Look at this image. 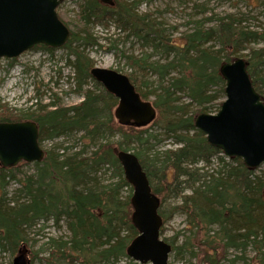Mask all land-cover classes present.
Here are the masks:
<instances>
[{"label": "trees", "instance_id": "16d2710c", "mask_svg": "<svg viewBox=\"0 0 264 264\" xmlns=\"http://www.w3.org/2000/svg\"><path fill=\"white\" fill-rule=\"evenodd\" d=\"M113 3L109 6L99 0H84L74 22L58 13L69 27V38L62 47L74 57V78L83 95L81 102L71 106L56 101L36 104L24 115L4 110L0 121H34L40 144L78 132L92 142L109 140L117 134L118 140L102 141L89 155L85 149L69 154L45 151L41 161L33 162L34 173L18 181L15 191L23 192V196L6 199L0 195V250L14 255L26 245L32 226L41 222L44 227L45 221L52 220L55 224L63 221L69 232L66 239L61 236L46 241L47 260L52 264L114 263L126 257L127 247L138 232L131 222L132 188L117 153L133 150L159 198L158 213L163 224L174 213L185 216L184 232L163 238L170 243L174 258L188 253L196 257L193 250L201 248L200 264H221L225 253L233 249L240 252L230 259V264H235L250 249L257 263L264 264V172L255 173L239 157L221 156V150L194 126L195 117L220 98L216 104L219 109L225 96L219 66L237 57L247 62L251 83L264 103V73L256 75L259 67L264 69V29L235 27L237 21L227 16V21L220 18V23L207 28L196 21L191 31L172 39L164 36L165 29L147 15L135 12L137 1ZM111 21L127 31L126 38L132 36L152 50L143 56L127 55L130 70L124 73L142 98L148 100V95H153L148 101L155 109V118L144 127L117 122V100L92 79L89 71L93 61L80 49L87 45L101 47L99 40H109L108 35H93L88 26H108ZM212 43L219 47L213 48ZM250 43H261V47L248 48L249 53L235 58ZM33 48L52 49L43 45ZM111 48H116L115 41ZM155 52L162 53L163 59H151ZM148 71L156 76L155 81L143 77ZM88 80L93 88L83 89ZM153 83L155 88L150 89ZM160 121L164 135L173 138L175 147L164 148L150 159L144 146L156 135L147 127ZM214 157L217 162L212 168ZM199 162L203 166L197 167ZM15 168L0 167V190L15 178ZM103 168L112 169V181L103 183L100 179ZM124 189L125 196L121 195ZM171 194L179 198V204L167 208ZM162 231L161 227L160 234Z\"/></svg>", "mask_w": 264, "mask_h": 264}, {"label": "rangeland", "instance_id": "374dc122", "mask_svg": "<svg viewBox=\"0 0 264 264\" xmlns=\"http://www.w3.org/2000/svg\"><path fill=\"white\" fill-rule=\"evenodd\" d=\"M127 2L137 1V12L141 15H147L148 19H152L153 23L162 26L164 36L170 38L180 37L182 33L191 31L196 25V21H202L204 27L214 26L220 23V18L231 16L237 21L235 27L239 26L247 30L260 31L264 29V0H125ZM84 0H64L58 7L57 13L64 15L70 21H76V17L80 12L81 5ZM227 21V18L224 19ZM70 28L73 25L70 24ZM90 32L96 36H111L109 40H99L101 47L85 46L84 53L93 61L92 65L103 68H111L128 73L129 67L126 62V56L133 54L143 56V53H151L152 50L144 47L140 42L132 36L126 38L127 31L118 28L113 21L108 26L101 24H90L88 26ZM116 42V48H111V42ZM213 48H218V44L212 43ZM245 49L240 50L236 55L249 53L248 48L258 49L261 43L245 44ZM245 56V55H244ZM164 55L159 52L152 54L151 59H163ZM14 59V58H13ZM12 59L0 58V114L4 110H9L17 115H24L27 112L33 111L36 104H49L52 101L63 106H71L81 102L83 95L78 89L76 79L74 78L73 61L74 57L69 54V51L64 48L51 49L50 51L43 48H32L24 51L12 65L9 62ZM257 76L261 77L264 69L258 68ZM142 77V74L140 72ZM146 79L155 81L156 76L153 72L148 71ZM156 83L151 85L150 89L155 88ZM92 87L91 80L85 82L83 89ZM146 89V88H144ZM149 91V90H148ZM153 99V95H148V100ZM183 101H188L185 96H182ZM224 100V98H223ZM222 100V101H223ZM220 98L215 101L210 108L204 113L215 114L218 111L216 104ZM194 108V107H193ZM148 132L156 135L155 140H151L148 145L144 146L147 156L152 159L156 153L168 147H175L173 138L164 135L163 122H157L154 125L147 127ZM83 133L78 132L71 136L55 137L51 140H44L41 147L45 151L69 154L72 151L85 149V154H90L94 151L102 141H116L118 134L110 137L109 140L89 141L82 137ZM68 147L67 149H64ZM133 152L134 151H130ZM221 156L225 157L223 154ZM218 157V156H217ZM217 157L212 159L211 167L216 166ZM148 161V159H147ZM150 161V160H149ZM151 162V161H150ZM149 163V162H148ZM147 163V164H148ZM152 163V162H151ZM152 167V165H150ZM197 167L203 166L199 162ZM13 172L15 178L10 179L9 183L0 190V195L6 199L16 197L15 190L19 187V182L26 175L34 173L35 169L32 163L21 162L15 166ZM264 172V162L256 169L255 173ZM112 169L103 168L99 173L103 183L112 181ZM170 174V172H169ZM170 178V177H169ZM126 190H122L121 195L125 196ZM166 202V207L171 208L179 204V198L174 197ZM184 214L181 212L174 213L162 226V238H169L179 231H183ZM181 232V233H182ZM69 232L63 221L58 224L48 220L44 222V227L41 223L32 226L28 232V241L26 248L28 256L31 260L30 264H52L47 260L48 250H46V241L49 238L66 239ZM181 235V234H179ZM181 239V236L179 237ZM180 242V241H179ZM178 242V243H179ZM196 257L185 254L174 258L173 254L169 255V264H200L201 248H195ZM235 255H240V252L229 249L225 253V257L221 258V264H230V259ZM13 254L0 250V264H11ZM51 260V258H50ZM102 264H152L151 262L140 263L130 257H123L114 263ZM235 264H258L255 260L253 252L248 249L244 259L237 261Z\"/></svg>", "mask_w": 264, "mask_h": 264}, {"label": "water", "instance_id": "95a60500", "mask_svg": "<svg viewBox=\"0 0 264 264\" xmlns=\"http://www.w3.org/2000/svg\"><path fill=\"white\" fill-rule=\"evenodd\" d=\"M62 1L0 0V58L17 57L36 44L61 47L69 37L68 27L56 12ZM99 1L114 4L113 0ZM246 66L242 57L221 63L224 100L217 113L198 114L194 126L226 157H239L247 167L257 168L264 162V103L251 83ZM90 74L118 100L114 109L118 123L142 127L154 119L155 109L135 91L127 75L103 67L91 68ZM43 156L35 122H0L1 166L11 167L21 160L39 162ZM117 158L133 188L131 222L138 231L126 253L140 263L169 264L172 247L160 236L163 221L158 213L159 198L152 192L134 153L121 150ZM26 253V248L20 247L11 264H29Z\"/></svg>", "mask_w": 264, "mask_h": 264}, {"label": "bare ground", "instance_id": "6f19581e", "mask_svg": "<svg viewBox=\"0 0 264 264\" xmlns=\"http://www.w3.org/2000/svg\"><path fill=\"white\" fill-rule=\"evenodd\" d=\"M0 167H3V166L0 165ZM11 167H12V166H11ZM124 190H125V189H124ZM15 191H16V190H15ZM22 194H23V192H22ZM22 194L19 193L18 191H17V194L15 193L16 197H17V196H21ZM22 196H23V195H22ZM12 198H14V197H12ZM10 199H11V198H10ZM40 223H41V222H40ZM121 259H122V258H121ZM118 261H119V260H118ZM116 262H117V261H116Z\"/></svg>", "mask_w": 264, "mask_h": 264}]
</instances>
